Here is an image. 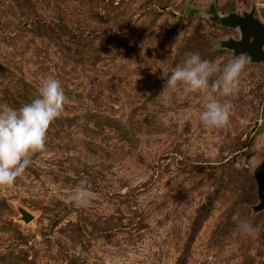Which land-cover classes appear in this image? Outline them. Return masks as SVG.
<instances>
[{
    "label": "rangeland",
    "instance_id": "obj_1",
    "mask_svg": "<svg viewBox=\"0 0 264 264\" xmlns=\"http://www.w3.org/2000/svg\"><path fill=\"white\" fill-rule=\"evenodd\" d=\"M252 13L264 24V0H0V104L31 102L49 75L67 97L0 186V264H264V60L218 97L220 129L201 125L203 96L165 87L189 53L247 58L230 46L242 26L220 19Z\"/></svg>",
    "mask_w": 264,
    "mask_h": 264
},
{
    "label": "clouds",
    "instance_id": "obj_2",
    "mask_svg": "<svg viewBox=\"0 0 264 264\" xmlns=\"http://www.w3.org/2000/svg\"><path fill=\"white\" fill-rule=\"evenodd\" d=\"M247 63L244 56L221 65L202 59L199 53H189L183 64L167 77L165 87L172 90L180 87L185 93L203 96L201 125L220 129L230 121L232 104L218 97L226 98L238 92ZM66 103L62 82L49 75L41 79L38 96L31 102L19 108L0 104V186L13 185L31 164V155L45 148L48 130L62 115ZM91 198L92 193L81 188L73 193L69 202L78 208L86 207ZM233 219L239 221V214ZM238 227L245 237L256 235V229L247 221H239Z\"/></svg>",
    "mask_w": 264,
    "mask_h": 264
},
{
    "label": "water",
    "instance_id": "obj_3",
    "mask_svg": "<svg viewBox=\"0 0 264 264\" xmlns=\"http://www.w3.org/2000/svg\"><path fill=\"white\" fill-rule=\"evenodd\" d=\"M220 22L228 26L241 25L245 39L242 42H231L230 46L233 47L237 53L247 55V59H257L258 57L264 60V24L255 17L249 14L245 16L232 15L226 19H220ZM253 40L250 42V38ZM260 191L264 190V170L260 171L257 175ZM24 219L31 221L33 215L26 210L22 209Z\"/></svg>",
    "mask_w": 264,
    "mask_h": 264
}]
</instances>
